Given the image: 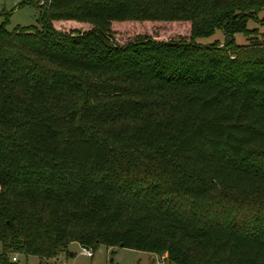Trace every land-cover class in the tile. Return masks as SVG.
I'll return each mask as SVG.
<instances>
[{
    "label": "trees",
    "instance_id": "trees-1",
    "mask_svg": "<svg viewBox=\"0 0 264 264\" xmlns=\"http://www.w3.org/2000/svg\"><path fill=\"white\" fill-rule=\"evenodd\" d=\"M22 4L38 25L7 28ZM263 9L20 0L0 12V264L72 241L264 264V41L247 24ZM141 22L187 24L188 36L118 38ZM70 23L87 27L58 26ZM216 29L221 42L197 40Z\"/></svg>",
    "mask_w": 264,
    "mask_h": 264
},
{
    "label": "rangeland",
    "instance_id": "rangeland-1",
    "mask_svg": "<svg viewBox=\"0 0 264 264\" xmlns=\"http://www.w3.org/2000/svg\"><path fill=\"white\" fill-rule=\"evenodd\" d=\"M20 0H0V12L3 10L10 11L11 8L17 4ZM38 17V11L30 4H22L18 8H15L8 14L7 28H12L15 25H28L36 24ZM2 19V16L0 17ZM249 27L256 26V30L251 35H256L258 39L264 41V9L257 14V20L249 19L247 22ZM63 28L80 27L85 28L87 25H78L77 23L70 24H58ZM187 24H165L162 22H141L130 23L123 26H118L116 32L120 40H125L136 33H145L154 35L160 39H166L171 37H177L179 35L188 36ZM202 43H208L213 40L222 41L223 33L221 30L216 29L215 32L209 36L199 37L197 39ZM235 40L237 43L244 44L248 42L247 36L238 32L235 34ZM264 204V202H262ZM248 213L253 214V209ZM92 256H86L83 253V247L77 242L72 241L67 245V249L60 251L53 257L42 259L35 255H22L15 254L16 260H12V255L9 254V258L17 264H175L168 261L165 258V254H155L146 250H139L135 248L123 247V246H107L103 243H99L95 246ZM74 251V253H71Z\"/></svg>",
    "mask_w": 264,
    "mask_h": 264
},
{
    "label": "built area",
    "instance_id": "built-area-1",
    "mask_svg": "<svg viewBox=\"0 0 264 264\" xmlns=\"http://www.w3.org/2000/svg\"><path fill=\"white\" fill-rule=\"evenodd\" d=\"M38 4L39 5H44L46 4V0H38ZM83 253L86 255V256H92L93 255V250L92 248L90 247H83ZM12 260H16L17 257L15 256V254L12 255ZM62 262H60L61 264ZM65 264V263H64Z\"/></svg>",
    "mask_w": 264,
    "mask_h": 264
},
{
    "label": "water",
    "instance_id": "water-1",
    "mask_svg": "<svg viewBox=\"0 0 264 264\" xmlns=\"http://www.w3.org/2000/svg\"><path fill=\"white\" fill-rule=\"evenodd\" d=\"M71 253H74V251H71Z\"/></svg>",
    "mask_w": 264,
    "mask_h": 264
},
{
    "label": "crops",
    "instance_id": "crops-1",
    "mask_svg": "<svg viewBox=\"0 0 264 264\" xmlns=\"http://www.w3.org/2000/svg\"><path fill=\"white\" fill-rule=\"evenodd\" d=\"M60 262H63V261H60Z\"/></svg>",
    "mask_w": 264,
    "mask_h": 264
}]
</instances>
